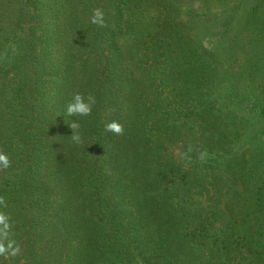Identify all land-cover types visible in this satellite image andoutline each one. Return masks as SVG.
Instances as JSON below:
<instances>
[{
  "label": "trees",
  "instance_id": "trees-1",
  "mask_svg": "<svg viewBox=\"0 0 264 264\" xmlns=\"http://www.w3.org/2000/svg\"><path fill=\"white\" fill-rule=\"evenodd\" d=\"M11 42L0 264H264V0H0Z\"/></svg>",
  "mask_w": 264,
  "mask_h": 264
},
{
  "label": "clouds",
  "instance_id": "clouds-1",
  "mask_svg": "<svg viewBox=\"0 0 264 264\" xmlns=\"http://www.w3.org/2000/svg\"><path fill=\"white\" fill-rule=\"evenodd\" d=\"M103 12L99 9H95L93 11V15L91 17V22L93 24L102 25L103 20ZM95 103V98L91 95L84 97L80 93H75L72 96L71 101L67 104L65 109V115L68 117H76V116H88L92 111V106ZM72 129H76L79 127V124L76 120H72L69 124ZM105 131L121 134L123 129L122 125L115 120L109 121L104 125ZM72 139L79 143L81 141V137L77 134L72 133ZM204 154L201 153V159H203ZM10 166V160L6 153L0 152V168H8ZM11 228L10 218L4 213L0 212V254H7L9 256H14L18 249L15 247V240L9 239Z\"/></svg>",
  "mask_w": 264,
  "mask_h": 264
},
{
  "label": "rangeland",
  "instance_id": "rangeland-1",
  "mask_svg": "<svg viewBox=\"0 0 264 264\" xmlns=\"http://www.w3.org/2000/svg\"><path fill=\"white\" fill-rule=\"evenodd\" d=\"M206 26H207L208 31H210L211 22L206 23ZM7 45H8V47L3 50V54H0V68H2V69L5 66V63L8 62L15 55L13 43L11 42V43H8ZM262 81L263 80L259 79V83H262ZM263 142H264V140H263ZM255 147H257V146H254V143H252V147H248L246 145H244V147H243L244 153H245L244 158L248 162L251 161V158L254 155L252 150L255 149ZM196 177H197L198 182L200 184H205L204 178H201V173H197ZM208 187H209L208 190L207 189L201 190L203 192H201L200 194L198 193L196 195L197 199H195V201L198 203V207H199L197 212L203 211L205 214H207V210H209L211 212L212 208L215 207V205H216V201L214 199H218V198H217V196H215V197L213 196L212 192L214 190L213 189L210 190V186H208Z\"/></svg>",
  "mask_w": 264,
  "mask_h": 264
}]
</instances>
